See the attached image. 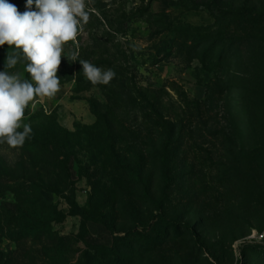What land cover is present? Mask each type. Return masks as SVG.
<instances>
[{"label": "rangeland", "instance_id": "374dc122", "mask_svg": "<svg viewBox=\"0 0 264 264\" xmlns=\"http://www.w3.org/2000/svg\"><path fill=\"white\" fill-rule=\"evenodd\" d=\"M8 2L26 10V0ZM86 5L88 23L63 47L60 91L37 98L24 114L22 124L43 144L31 153L36 166L24 146L0 144L1 171L37 176L46 186L43 201L59 212L52 229L64 241H16L15 227L3 220L0 264H264V0ZM13 54L21 59L7 68ZM79 60L124 66L133 90L156 101L177 129L168 171L159 156L164 129L129 119L116 97L126 87L92 85ZM26 64L15 46H0V72L30 79ZM133 149L146 155L144 183L122 171L114 155ZM0 206L15 212L18 201L7 191ZM75 206L115 220L117 231Z\"/></svg>", "mask_w": 264, "mask_h": 264}, {"label": "clouds", "instance_id": "9594fccd", "mask_svg": "<svg viewBox=\"0 0 264 264\" xmlns=\"http://www.w3.org/2000/svg\"><path fill=\"white\" fill-rule=\"evenodd\" d=\"M86 8V0H26L21 13L8 0H0V46H15L22 52L30 77L0 72V144L22 147L32 133L29 124H22L26 109L31 106L34 111L37 98L52 99L60 91L57 72L63 47L75 42L88 23ZM76 56L72 55L73 61ZM20 59L18 54L8 55L7 68L15 67ZM79 63L92 85H108L116 77L111 68L102 69L86 60Z\"/></svg>", "mask_w": 264, "mask_h": 264}, {"label": "trees", "instance_id": "16d2710c", "mask_svg": "<svg viewBox=\"0 0 264 264\" xmlns=\"http://www.w3.org/2000/svg\"><path fill=\"white\" fill-rule=\"evenodd\" d=\"M217 47L218 43L214 44L212 48L215 50ZM223 57L224 56L220 55V58L217 60L224 63ZM113 69L115 70L116 77L112 80V85L126 87L122 94H116V97L123 108L122 112L127 115L129 119L140 118L143 122L153 123L154 127L159 126L161 129H164L167 140L164 143L159 156L165 170L168 171L170 168L168 150L172 146L173 140L176 136V127L173 128L171 123L161 114L159 111L160 108H157L158 106L155 100L151 99V97L146 93L139 92V90H133L130 83L131 79L127 75L128 72H126L124 66L121 65L117 68L114 67ZM116 69L120 70V72H117ZM138 92L140 93V96L136 95ZM215 93L216 88L210 96L212 104L214 101L217 102V98L214 96ZM144 103L149 104V107L143 106ZM115 108H118V106H115ZM93 112L96 113L99 118L102 117L98 110L93 108ZM122 123L124 124V122ZM107 128L110 130L109 122H107ZM41 142L42 141L38 138V136H30V138L25 141V144L23 145L25 150L24 155H28L29 163H32V161L35 163L37 160L34 155H31V153L32 151H36L37 153L41 152V147H43ZM134 153L136 156H134ZM114 155L116 156L118 162H120L122 171L127 172L132 180L138 182V184L144 183L145 180L143 179V172L145 170L144 161L146 157L144 150L140 153L138 149H133L131 154H128L127 157H121L117 153H114ZM31 165L32 167H35L36 163ZM8 177H11L13 180L21 183L16 186L8 187L4 182L8 179ZM37 178V176H28L26 174L18 175L7 170L0 172V195L6 193L7 191H11L18 201V210L15 212L0 206V222L4 220L7 223H11V225L15 227L11 236L16 241L29 236L38 240L45 239L48 242L60 240V243H62L64 238L55 235L52 229V223L59 219V212L52 205H48L45 201H43L41 192L46 186L41 184L42 181H39L38 183ZM144 194L147 196L150 195L146 189ZM75 211L89 221L102 223L113 231H117L115 220L113 219L107 220L102 214L97 215L94 212L91 213L85 208L76 207ZM174 224L179 225L177 223ZM157 242L163 244L164 240L156 238L154 243Z\"/></svg>", "mask_w": 264, "mask_h": 264}]
</instances>
